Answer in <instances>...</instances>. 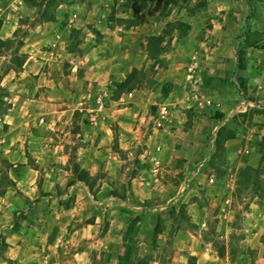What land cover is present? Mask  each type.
<instances>
[{
  "label": "rangeland",
  "instance_id": "rangeland-1",
  "mask_svg": "<svg viewBox=\"0 0 264 264\" xmlns=\"http://www.w3.org/2000/svg\"><path fill=\"white\" fill-rule=\"evenodd\" d=\"M45 2L0 0V264L154 261L182 231L264 228V0H50L81 8L64 41ZM99 128L83 169L79 134Z\"/></svg>",
  "mask_w": 264,
  "mask_h": 264
},
{
  "label": "crops",
  "instance_id": "crops-1",
  "mask_svg": "<svg viewBox=\"0 0 264 264\" xmlns=\"http://www.w3.org/2000/svg\"><path fill=\"white\" fill-rule=\"evenodd\" d=\"M49 2L50 0H46L44 4L45 9L43 13L46 14L45 18L43 19V25L45 27L51 28L49 33L51 34L52 39L58 37H60L62 41H64L66 38L69 39L70 35L76 32L75 30L78 29L77 27L80 25L79 22H81L79 20L81 16L80 6L78 4L65 5L61 2L57 3L55 6H51L49 5ZM2 25V29L0 28V39L4 41L7 38H10L13 34L8 33L7 28H9V25L7 22H4ZM52 30L55 31L54 34L52 33ZM45 37L47 38V36ZM45 37L42 38L45 39ZM34 58L35 51L33 49L26 66H28ZM101 130L102 128L97 130L91 129L90 131L84 132V135L79 134V137L82 138L84 136V141L89 144V149L87 148V150L84 151V156L81 158L80 162L83 169L85 168L86 170H90L91 166H94L98 163L96 160L98 155L93 150L96 142L104 138L103 135L100 134ZM15 181L18 186L26 185L24 176H22V178L16 177ZM259 199L260 197L256 196L254 199V204L256 202L258 203ZM257 208L259 212L263 213L262 217L264 220V205H260L258 203ZM256 217V214H251L250 218ZM50 219V216H48L47 221ZM43 220L45 222L46 219ZM40 222L41 221H39V218L35 214L22 224L21 229L18 232H15V234L12 236L13 240L16 239L15 242L12 243V245H15V248H10L12 252L26 250V243H21L20 240L22 239L21 235L23 233L25 235V232L29 228L32 229L33 236L39 237V231L37 229L40 227ZM257 223V225H262L264 222L259 220ZM256 228L258 229V226ZM34 229L36 230L34 231ZM257 229L251 228L249 230H235V234L239 238L235 235H232L234 233H230L227 229L217 230L214 233L216 238L218 237L219 239L223 240L225 236L227 238L228 235V242L219 241L218 239L209 240L206 237L207 233H202L200 230L189 229L182 231L184 233V237L181 251L178 252V245H162L163 247H160L156 252L157 254L155 256V260H150L149 264H239L241 262H247V259L251 256L250 254L253 255V263L251 264H264V243L257 242L258 236H264V228L262 227L258 230ZM17 239H19V241H17ZM165 250L173 255V257L170 256L167 258L170 260L169 262L166 261L165 257H162ZM247 264H250V262H247Z\"/></svg>",
  "mask_w": 264,
  "mask_h": 264
},
{
  "label": "trees",
  "instance_id": "trees-1",
  "mask_svg": "<svg viewBox=\"0 0 264 264\" xmlns=\"http://www.w3.org/2000/svg\"><path fill=\"white\" fill-rule=\"evenodd\" d=\"M2 24H3V21L0 20V26ZM163 39H164L163 36L151 37L150 38V41H149V44L150 45H156V43H158L159 41L160 42L163 41ZM0 43L3 44V45L5 44V42L3 40H1V39H0ZM250 170H254V169H252L250 167L245 168L243 170L244 172L242 171L243 172V176H245V172L246 171H250ZM74 171H75V173L77 175L79 174V179H78L79 182H82V183H85V184H88L89 185V183L92 181V179L89 176L88 172L85 171V170H83V169H81L80 166L77 165L75 167V170ZM254 171H256V170H254ZM2 240H4V239H2ZM127 253H128V251H127ZM126 261H128V259H126V257L123 258V259H121V264H126L127 263ZM132 264H149V261H147V259H138V260H136V263H132Z\"/></svg>",
  "mask_w": 264,
  "mask_h": 264
},
{
  "label": "built area",
  "instance_id": "built-area-1",
  "mask_svg": "<svg viewBox=\"0 0 264 264\" xmlns=\"http://www.w3.org/2000/svg\"><path fill=\"white\" fill-rule=\"evenodd\" d=\"M129 96L132 97L133 94H129ZM97 105H98V107H97V111H98V112H103L104 109H105V107H106V105H105V103H104V101H103L102 98H100V99L98 100V104H97ZM81 112H83V108H81ZM160 115H161V119H162V120H166L167 117H168V109H167L166 107H162V108H161V113H160ZM41 121H42V123L45 122L44 119H42ZM90 122L94 125V124H96V123L98 122V118L95 117L94 114H91ZM245 264H247V263H245Z\"/></svg>",
  "mask_w": 264,
  "mask_h": 264
}]
</instances>
